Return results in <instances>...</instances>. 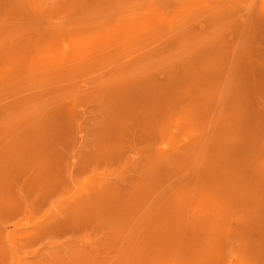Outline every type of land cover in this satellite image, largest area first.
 <instances>
[{
	"label": "rangeland",
	"instance_id": "rangeland-1",
	"mask_svg": "<svg viewBox=\"0 0 264 264\" xmlns=\"http://www.w3.org/2000/svg\"><path fill=\"white\" fill-rule=\"evenodd\" d=\"M0 264H264V0H0Z\"/></svg>",
	"mask_w": 264,
	"mask_h": 264
}]
</instances>
